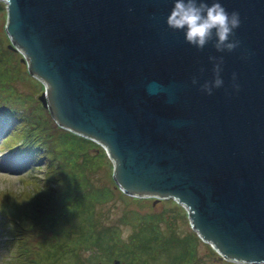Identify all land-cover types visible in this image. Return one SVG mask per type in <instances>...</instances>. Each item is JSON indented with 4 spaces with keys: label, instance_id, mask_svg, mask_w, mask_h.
Here are the masks:
<instances>
[{
    "label": "water",
    "instance_id": "1",
    "mask_svg": "<svg viewBox=\"0 0 264 264\" xmlns=\"http://www.w3.org/2000/svg\"><path fill=\"white\" fill-rule=\"evenodd\" d=\"M1 1L43 105L106 148L118 185L176 199L221 258L264 264V0H220L241 20L223 53L168 27L174 0Z\"/></svg>",
    "mask_w": 264,
    "mask_h": 264
},
{
    "label": "rangeland",
    "instance_id": "2",
    "mask_svg": "<svg viewBox=\"0 0 264 264\" xmlns=\"http://www.w3.org/2000/svg\"><path fill=\"white\" fill-rule=\"evenodd\" d=\"M3 4L0 111L10 108L17 114L0 118V264H49L50 250L60 241L69 246L67 251L77 250L78 258L69 252L58 264H132L124 257L135 243L132 234L139 226L149 230L152 223L153 248L166 247L155 255L145 253L138 264H169L178 256L180 260L184 244L190 255L180 264H243L221 258L193 228L188 209L176 199L126 193L115 180L106 148L55 120L39 98L45 84L31 72L24 53L9 47L8 10ZM91 204L93 212L89 208L82 214ZM103 230L115 231L113 248L106 246L107 239L101 241L103 249L94 246L95 233ZM114 258L119 262L113 263Z\"/></svg>",
    "mask_w": 264,
    "mask_h": 264
},
{
    "label": "clouds",
    "instance_id": "3",
    "mask_svg": "<svg viewBox=\"0 0 264 264\" xmlns=\"http://www.w3.org/2000/svg\"><path fill=\"white\" fill-rule=\"evenodd\" d=\"M240 14L231 13L222 5L220 0H174V6L167 17V25L174 31H182L188 44L203 50L209 43H213L218 52H232L239 47V40L234 39L235 30L240 27ZM213 62V79L205 81L201 90L211 95L213 89L224 85L221 76L224 63L223 56L209 57ZM203 71V69L201 70ZM233 74V80H235ZM193 84L198 80L193 78ZM237 89L239 85H234Z\"/></svg>",
    "mask_w": 264,
    "mask_h": 264
},
{
    "label": "trees",
    "instance_id": "4",
    "mask_svg": "<svg viewBox=\"0 0 264 264\" xmlns=\"http://www.w3.org/2000/svg\"><path fill=\"white\" fill-rule=\"evenodd\" d=\"M3 7H4L3 1L0 0V11L3 9ZM0 48H1V43H0ZM5 49L7 51H10V48H8V47H5ZM2 110H6V111H5L4 114H2V112L0 111V118L3 115H5V117H7L8 115H11V114H15V115L17 114L15 111L11 110L10 108L9 109L5 108V109H2ZM9 137H12V135H10ZM9 137L4 140V143L9 141ZM9 146H11V145H9ZM26 149L28 150V149H31V148H26ZM89 208H90V210H89ZM88 210L91 211V213L93 212V205L92 204L90 205V207H89V205L86 206L85 212H82V214L83 213L84 214L88 213L89 212ZM84 224H85V222H84ZM154 225H156V224L152 223V225H148V228H150L149 230L146 229L145 225L142 226V227L139 226L136 229V231L132 234V238H133V240H135V243L132 245L131 249H127V251L125 250L126 255L124 256L125 258L128 257L129 260L132 262V264H138V262H140V259H141L140 257H143V255L145 253H151V254L155 255L156 253H159L160 251H162L166 247L165 246L164 248L159 249V250L153 248L154 246L152 244V236L149 235V232H150V230H152V231L155 230ZM92 228H93V226H92ZM83 229L85 230L87 235L90 236V231L88 230V227L86 226V224L83 227ZM114 232L115 231L112 230L113 234H110L111 231L108 232V231H104L103 230V231H98L97 233H95L96 236H95L94 246H96L95 244H99L98 246L102 245V247L101 246L100 247L96 246V249H99V248L103 249V247L105 246L101 242L102 239H107L109 241V243L106 244V246H108L110 248H113V245L115 244ZM169 243L171 245L173 243V242H170V237H169ZM65 245L66 244H65L64 241L57 242L56 244L53 245V247L51 248L52 250H50V255H51V257H53V260L49 264H58L59 262L62 261L64 255H66V256L69 255L68 254L69 252L70 253L74 252L75 257L78 258L77 257L78 254H75V253H77V250L67 251V249H69L68 248L69 246H65ZM184 246L186 247V251H185L184 254L181 255L182 258H180V260H178V258L180 257V256H178L176 261L173 260L169 264H174L175 262H176L175 264H180V263H183V262L187 263L186 259L190 255V251L188 250L187 245L184 244ZM188 246H190V245L188 244ZM59 253H61L60 256H58ZM137 253H139V256L136 255ZM114 259L115 260H114L113 263H116L118 258H114ZM81 263H82V261H80V264ZM141 263L142 264H153L151 261H148V260H143V262H141Z\"/></svg>",
    "mask_w": 264,
    "mask_h": 264
}]
</instances>
